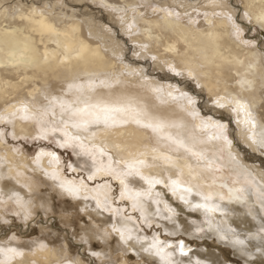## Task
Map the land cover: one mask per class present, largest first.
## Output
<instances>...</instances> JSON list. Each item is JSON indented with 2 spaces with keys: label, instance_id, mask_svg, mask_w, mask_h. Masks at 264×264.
Instances as JSON below:
<instances>
[{
  "label": "bare ground",
  "instance_id": "bare-ground-1",
  "mask_svg": "<svg viewBox=\"0 0 264 264\" xmlns=\"http://www.w3.org/2000/svg\"><path fill=\"white\" fill-rule=\"evenodd\" d=\"M160 1L147 10V0H0V123L15 138L54 135L61 146L87 149L90 179L104 183L68 179L58 155L31 158L1 131L0 199L27 221L52 209L49 197L66 199L91 220L84 239L101 243L100 253L118 252L122 264H231L223 245L245 264H264V0ZM257 26L260 41L252 37ZM165 70L196 84L211 104L206 113L195 92L168 90L155 74ZM85 103L125 111L113 126L72 127L70 109ZM108 176L120 180L131 215L117 211ZM130 177L142 178L144 189ZM178 200L184 206L175 207ZM188 212L199 220L179 218ZM141 223L216 239L217 251L192 256L190 241L148 238ZM0 248L21 253H7L9 264H85L50 242Z\"/></svg>",
  "mask_w": 264,
  "mask_h": 264
},
{
  "label": "rangeland",
  "instance_id": "rangeland-1",
  "mask_svg": "<svg viewBox=\"0 0 264 264\" xmlns=\"http://www.w3.org/2000/svg\"><path fill=\"white\" fill-rule=\"evenodd\" d=\"M150 0H147L145 2V5H147L145 8L148 10L149 8H152L155 3L159 2L156 0L151 1V4L149 3ZM169 0H161L160 2L165 3ZM156 5V4H155ZM182 12L186 13L190 17H196V19L202 18L201 13L197 12L196 10L186 11L187 9L180 8ZM243 22H246L245 20ZM255 29H257L252 37L257 38V40L260 41L259 37H261L260 29L257 26ZM259 31V32H258ZM124 38L128 41L127 46L130 47L131 43L129 42L130 36H124ZM128 38V39H127ZM262 45L264 49V39L262 40ZM125 59L127 60L128 58ZM141 59L138 57V61ZM143 63L146 62V60H141ZM151 61L148 63V65H151ZM153 65H155L153 63ZM149 68V67H148ZM166 72V73H165ZM165 72L156 71L155 74H161L164 76V82L168 83L166 87H169L168 90H174L177 93L186 91H193L195 92V96H200L201 98V105L202 109L207 110L211 107V104L209 102V99H205L201 96V93L198 92V88L196 84L188 77V76H174L171 73H169L167 70ZM162 80V77H161ZM170 84H176V85H170ZM176 86V87H175ZM194 89V90H193ZM169 90V91H170ZM206 113V112H205ZM4 131L5 136L7 138L9 146L15 148L19 151H24L27 153L31 158H35L40 151H47L51 153H55L58 155L60 159V164L64 175L68 179H74L76 182L86 183L89 186L93 185V187H96L98 184L103 185L104 183H98L93 182L89 177L90 174V159L92 158V154L88 152V150L80 148V145L73 144V145H66L61 146L56 138V136L51 135L48 138L43 137H35V138H15L11 135V130L8 124L0 123V132ZM68 146V147H67ZM80 150H79V149ZM249 157L252 156L250 155ZM75 168V169H74ZM76 177V178H75ZM108 179V180H107ZM130 186L133 188H136L137 190H143L145 187L144 182L142 181V178H132L130 177ZM105 184H109L111 187H113V195L112 201L113 203H116L117 211L120 210L121 213H126L128 215L132 214V211L130 208L125 204L124 201L121 200V193H120V180L113 179L111 176H108L106 178ZM4 185V184H3ZM41 190H39V193L45 197H49V194L51 193L48 190V187H44L41 185ZM115 188V189H114ZM143 188V189H142ZM3 199V197H1ZM0 199L1 205L5 208V213L0 211V241L3 243V245L21 248L22 246H27L36 243H44V242H50L53 246L56 247H67L69 250V253L71 256L75 258H81L85 264H122V260L119 256H117L118 252H113L110 248L108 253L103 254L100 253L102 250L105 249L104 246H102L101 243L97 241H93L94 243L87 242L83 235H82V228L86 225V223H89L91 220L87 216H84V214L81 213V209L75 206L74 208L68 207V204L65 203L66 199L58 198L57 196H51L49 199L52 201V209L50 211H46L43 209H37L36 214L32 215L28 221L27 219L23 218L21 213L16 209V207L13 205L12 201H5L4 199ZM9 203V205H8ZM184 206L182 201H179L174 204L175 207L178 206ZM124 208V209H123ZM126 209V210H125ZM128 209V210H127ZM1 210V208H0ZM4 210V209H3ZM8 210V211H6ZM123 211V212H122ZM130 211V212H129ZM129 212V213H128ZM3 213V215H2ZM178 217L183 219H191L192 221H198V215L196 213L188 212V213H179ZM111 215V216H110ZM4 217V219L2 218ZM81 216V217H80ZM105 218L103 216L100 217V219H106L110 218L112 220L113 216L111 213H106ZM190 216L192 218H190ZM86 217V218H85ZM188 217V218H186ZM165 225V226H164ZM164 225H156V224H150L146 225L144 223H141V231L146 235L148 238H152L155 235L159 234L162 236L161 240L164 239L165 243H173V245L178 246L180 244V241L178 238L182 237L183 241H190V245L192 243V247L190 246V254L193 256L194 254H198L200 250L204 249V252L207 251H213L216 250V244L218 241L216 239H210L209 238H203L201 240L200 237H189L185 233H180L177 236H172L168 232H165L164 227L169 228V224L165 223ZM169 225V226H168ZM26 230V231H25ZM141 232V233H142ZM142 233V234H143ZM207 239V240H206ZM204 241V242H203ZM216 241V242H215ZM194 243V244H193ZM208 243V246L206 244ZM213 243V244H212ZM215 243V244H214ZM215 246V248L212 246ZM111 247V246H110ZM222 251L220 252L221 255H224L231 259V264H245L238 258H236L234 250L232 248L227 247L223 245L221 247ZM207 250V251H206ZM217 251V250H216ZM219 252V251H218ZM112 254V256H107L108 254ZM237 262V263H235ZM135 261H130L129 264H134ZM139 264H145L144 262H141Z\"/></svg>",
  "mask_w": 264,
  "mask_h": 264
},
{
  "label": "snow or ice",
  "instance_id": "snow-or-ice-1",
  "mask_svg": "<svg viewBox=\"0 0 264 264\" xmlns=\"http://www.w3.org/2000/svg\"><path fill=\"white\" fill-rule=\"evenodd\" d=\"M124 111L125 108L119 106H110L107 104L89 105L85 103L80 108L70 109V119L72 121V127H75L77 129L80 128L87 129L91 125H101V124H103L105 127H108V126H113L116 123L115 114ZM65 127H67V125H65ZM145 127H151V125H145ZM252 127L253 128L255 127V123L252 124ZM224 128H225L224 124H219L216 130L217 132L222 133L224 131ZM153 131H156V128H153ZM64 135L66 138H68L67 133H65ZM262 143H264V141H262ZM180 250L181 252H183L182 245L180 246ZM7 253H16L17 255L21 254L15 248H7V249L0 248V254H4L5 256L4 259H0V264H9L10 257L7 256Z\"/></svg>",
  "mask_w": 264,
  "mask_h": 264
}]
</instances>
